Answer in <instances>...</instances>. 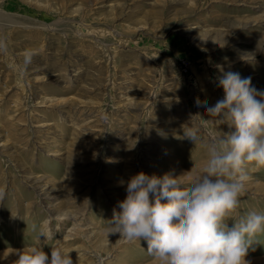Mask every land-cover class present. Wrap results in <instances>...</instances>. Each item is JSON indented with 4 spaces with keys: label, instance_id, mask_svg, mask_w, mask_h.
Masks as SVG:
<instances>
[{
    "label": "rangeland",
    "instance_id": "obj_1",
    "mask_svg": "<svg viewBox=\"0 0 264 264\" xmlns=\"http://www.w3.org/2000/svg\"><path fill=\"white\" fill-rule=\"evenodd\" d=\"M0 41V264L49 229L73 264H157L105 229L130 177L201 172L229 129L196 101L222 73L264 91V0H0ZM248 176L238 212L264 213V168ZM245 259L264 264V234Z\"/></svg>",
    "mask_w": 264,
    "mask_h": 264
},
{
    "label": "clouds",
    "instance_id": "obj_2",
    "mask_svg": "<svg viewBox=\"0 0 264 264\" xmlns=\"http://www.w3.org/2000/svg\"><path fill=\"white\" fill-rule=\"evenodd\" d=\"M0 49L6 50L2 41ZM31 61V54H26L25 65ZM217 86L222 99L211 106L197 99L196 106L215 117L205 123L226 125L229 131L207 143L201 172L179 177L140 172L130 177L126 197L119 202L121 211L105 229L108 236L128 242L145 241L147 254L157 264H250L245 257L264 234V213L238 212L248 171L264 168V91L253 87L251 78L231 71L217 78ZM199 131V126H188L183 137L192 144L199 142ZM185 174L189 179L182 183L179 178ZM5 195L0 187V202ZM41 237L56 240L51 229L38 231L36 245L13 249L15 264H73L59 240L47 255Z\"/></svg>",
    "mask_w": 264,
    "mask_h": 264
}]
</instances>
